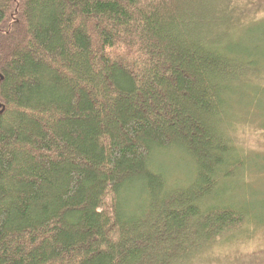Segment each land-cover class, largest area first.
Instances as JSON below:
<instances>
[{
	"label": "trees",
	"instance_id": "16d2710c",
	"mask_svg": "<svg viewBox=\"0 0 264 264\" xmlns=\"http://www.w3.org/2000/svg\"><path fill=\"white\" fill-rule=\"evenodd\" d=\"M210 5L0 0V264H188L264 223L229 135L264 126L258 21L213 31Z\"/></svg>",
	"mask_w": 264,
	"mask_h": 264
},
{
	"label": "rangeland",
	"instance_id": "374dc122",
	"mask_svg": "<svg viewBox=\"0 0 264 264\" xmlns=\"http://www.w3.org/2000/svg\"><path fill=\"white\" fill-rule=\"evenodd\" d=\"M206 1L211 4L209 12L213 16L212 22H210L213 31L226 29L223 19L230 16L229 13L233 16H230L227 22L232 27L235 25L236 32L241 25L258 21L256 24L252 23L241 29L239 37L247 43L245 46L259 52L264 51V0H200L201 4H205ZM234 40L236 41L237 38L234 37ZM262 76L260 79L264 83V72ZM262 125L263 123L254 121V117H252L244 122H238L233 129H230L229 135L233 137L235 146L241 153L247 151L252 154L249 159L258 167L255 169H260V173H248L246 178V181L250 179L256 181L255 183L245 185L244 182L236 181L233 194H237L240 200H245L244 205L247 208H258L259 220L264 221V126ZM156 162L165 172L179 173L183 179L188 181L190 177H193L191 163L181 160V157L175 153H168L158 159L156 157ZM233 189L229 188L228 190ZM240 228L235 236L227 239L219 238L213 245L205 247L194 258L193 263L264 264V223L253 227V229L246 228L244 231ZM193 263L189 262L188 264Z\"/></svg>",
	"mask_w": 264,
	"mask_h": 264
}]
</instances>
